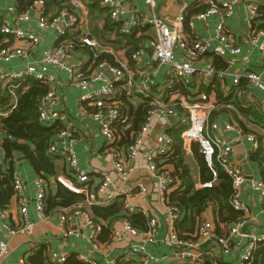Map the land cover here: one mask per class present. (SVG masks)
Instances as JSON below:
<instances>
[{
  "label": "built area",
  "instance_id": "1",
  "mask_svg": "<svg viewBox=\"0 0 264 264\" xmlns=\"http://www.w3.org/2000/svg\"><path fill=\"white\" fill-rule=\"evenodd\" d=\"M71 1V0H70ZM143 6L149 11L147 17H138L131 15L127 22L120 26V33L128 36L136 32L140 36L146 28L152 31V40L150 41L153 51L154 61L149 60L144 47H140L134 53H131L128 62L117 66L107 62H96L100 53L95 52L96 42L86 35L78 40L64 39L67 35V28L72 27L77 21L72 12L62 11L60 15L53 17L50 21L45 14V3L43 0H36L23 13L20 14L19 20L26 22L29 19V13L34 12L37 20V26L40 30H46L53 24L59 23L66 19L64 29L59 32L58 37L62 40L57 46L46 51L41 59L43 64L50 65L59 71H67L71 84L79 88L83 93L79 98L77 110L80 114H89L91 120L97 124L99 133L103 137L105 144L102 151L105 158L112 164L117 173L126 176L123 164L122 153L130 159H135L143 145L152 126L155 117L167 118L170 116H182L176 107H179L184 113L186 124L180 134L182 146L185 151V157L190 155L193 158L191 150L192 145L198 146L199 153L203 156L204 161L211 172V181L199 184L196 188L213 187L217 181L215 165L231 179V196L228 200L230 207L235 212L242 213V218L237 222L229 224L226 233L217 234L214 222L201 220L198 222L196 230L191 235L181 238L177 235L174 223L182 218V212L179 208L172 206L168 202V194L171 191L172 170L167 166H159L157 160L166 156L171 149L172 139L168 135H163L165 144L162 146L149 145L145 155L146 170L155 180L156 193L160 205L166 212L168 233L165 239L167 245L172 249L169 259L175 260L176 264H219L207 249L213 243L220 250L223 256L231 255L235 250H243L240 253L238 261L235 264H256V253L261 245L264 244V235L257 236L246 231L248 223L253 219L247 204L243 201V187L256 193L258 204L264 209V185L261 181L245 179L242 172L233 165L231 156L233 154V145L227 139L217 136L218 130L232 133L237 140L249 145V150L255 151L259 143L254 135L245 134L240 127L235 124H223L222 129L217 122H210L209 116L215 109V94L200 92L196 96L184 97L174 90L179 84L183 87H189L191 80L195 77L202 78L201 87H209L216 79L221 82L226 77H233V85L240 82L242 75L231 74L227 69H218L210 60L205 61L201 67H194L199 57L204 56L209 49L210 42L216 41L220 44L224 52L230 56H240L241 48L235 45L226 28V19L234 12L232 0H182L191 2L189 5L184 4L178 14L171 20L159 18L155 14L154 0H141ZM178 1V0H177ZM180 2V0L178 1ZM77 7L75 2H71ZM101 6L107 10L111 22L121 23L122 12L118 1L101 0ZM192 6H207L206 10L191 16L186 23L187 10ZM257 4L254 0H245V15L243 22L247 28L246 39L252 47H255L261 54V74L246 73L247 81L255 86L264 88L262 76L264 74V30L257 26L258 11ZM220 14V22L213 28L212 37L209 40H191L185 35L186 25L188 28L193 27V21H205V19L214 14ZM67 29V30H66ZM0 33L5 36L4 43L6 47L0 50V62L7 63L15 58L22 57L24 50L13 47L10 38L15 41L24 42L27 45H35L39 39L30 32L18 28H9L2 26ZM77 47L87 48L92 52V58L78 60L72 66L66 64L70 54L76 51ZM184 53L183 59H177V56ZM242 62L248 63V55L242 58ZM166 68V79L162 86L156 87L151 72L153 67ZM109 71L113 78L102 87H93L94 84L103 79V72ZM151 71V72H150ZM140 77L138 86L135 85V78ZM25 77H33L35 80L44 83L47 86V93L38 99L36 108L39 113V120L44 125H50L55 121L63 122L62 115L54 110L57 104L54 92V78L49 74L37 70L36 66H28L23 71L16 73L0 75V91L7 89L14 90L12 82L23 80ZM125 93L127 97H138L140 100L145 99L149 104L144 122L138 131L132 136L131 143L125 146H119L121 134L117 132V127L126 124L128 116L122 109L121 95ZM15 96V93L12 92ZM142 98V99H141ZM70 128V127H69ZM169 129V128H167ZM60 142V154L67 161V171L72 179L64 175L54 177L56 184L60 185L67 191L83 196V200L69 207L60 208L59 224L65 234L71 231L65 226L71 219L80 218L93 232L91 235L92 250L99 249L97 242L98 228L94 218L91 215L90 208L93 206L104 207L112 202L119 200L123 213L134 214L142 213L146 218V230L139 231L135 229L127 219L120 221V228H111V239L104 245L105 248H111L117 243L123 242L126 237L132 239V244L128 250L126 258L133 259L137 264H162V259L155 257L148 251V247L155 244L159 233V223L157 219L151 217L145 211L137 210L127 201L130 194L137 191V194H146L143 185L137 184L124 190L114 189L111 180L104 176L101 182L93 189L88 188V176L82 172L78 166V160L73 150L75 138L71 128L62 130L57 134ZM49 152H55L53 146ZM248 152V151H247ZM14 181V204L18 208L20 215V225L15 229L9 228L7 224L3 227L7 232V239L0 240V264H10V241L19 233L29 234L32 223L27 221L26 201L23 197L24 187L17 177L13 176ZM35 185V208L38 221L46 219L44 199L46 196V186L40 179L34 181ZM208 207H212L209 204ZM9 207L0 210V218L4 219ZM66 260L65 256L58 257L56 254H50L48 261L50 264H62ZM84 264H92L89 259L82 258ZM14 264H26L24 258H18ZM108 264H116L115 259ZM229 264V263H227Z\"/></svg>",
  "mask_w": 264,
  "mask_h": 264
},
{
  "label": "crops",
  "instance_id": "2",
  "mask_svg": "<svg viewBox=\"0 0 264 264\" xmlns=\"http://www.w3.org/2000/svg\"><path fill=\"white\" fill-rule=\"evenodd\" d=\"M72 1L77 4V7L73 6L71 3ZM116 1H118L122 12L124 11L123 16L121 17V23H117L119 26H122L123 22H127L131 15H136L141 18L149 15V11L143 6L141 0ZM154 1L156 16L167 20L174 18L184 4L189 5L191 3L188 1L185 3L182 0H180V2H178L179 0ZM244 2L245 0H232L234 12L225 20L229 35L232 40H234L235 45L241 48V55L230 56L223 51L218 42L212 41L210 42L208 52L193 62L194 67H201L205 61L210 60L218 69L225 68L231 74L238 73L242 75L241 80L247 81L245 78L246 73L261 74V54L255 47H252L246 39L247 28L243 22V17L245 15ZM91 4L92 0L70 1L72 12L76 16L77 21L72 27L67 28L68 30L66 29L67 35L64 39L78 41L82 35H86L88 38L93 39L96 42V47L94 48L96 53L111 56L114 64H117V66L127 63L128 57L125 54V42L120 40L113 31H109L104 25L106 18L108 21L110 20L108 18L107 10L104 9L100 3L99 8H92ZM164 4H166L167 7H163ZM20 14L21 13L17 10V0H0V19L2 20V26H8L13 29L18 28L33 33L38 37L39 41L37 44L29 46L24 42L15 41L13 39L10 40L9 43L11 46L22 48L24 50V55L7 63L0 62V75L23 71L28 66L32 65L36 66L38 71L53 76L54 92L57 101V104L54 105V110L59 112L63 117V122H57L62 126V130H69L70 128L72 130L73 136L76 140L73 150L77 157L80 170L88 176V188L93 190L101 182L104 176L110 178L111 185L114 189L124 190L129 187H134L137 184L143 185L146 189V194L142 195L137 194V191L133 192L127 198V201L137 210L147 212L151 217L157 219L159 223L157 240L155 244L148 247L149 253L160 260L162 259V264L174 263L175 260L169 259L172 249L165 242L168 233L166 212L158 201L155 180L147 172L145 163V155L149 145L162 146L165 144L163 135L169 130L167 128H171L167 122V118H154L143 148L135 159L132 160L128 158L125 153H122L126 176H121L115 171L113 164L105 158L102 153L105 141L99 133L97 124L91 120L88 113L80 114L77 110L79 105L78 100L83 92L71 84L69 73L67 71H59L56 68L41 62L43 54L57 46L62 40L58 35L59 32L64 29L67 20L61 18L59 23L53 24L46 30H40L37 26L36 16L33 11L29 13V19L26 22L19 20ZM220 19L221 16L218 13L208 16L205 21H193V27L191 29L186 25L185 35L191 40H209L212 37L213 28L220 22ZM150 41L151 40H144L142 44L143 46L141 47L145 48L146 53L149 49L151 50V54L148 55L147 53V57L149 60L155 62ZM89 52H91V50L87 48L77 47L76 51L70 54L66 64L72 66L78 60L89 58ZM183 55L184 53L179 54L177 59H183ZM247 55L248 63L245 65L242 62V58ZM153 68L154 72H150L151 76H153L154 83L156 84V87L160 85L162 86L166 79L167 69L156 68L155 66ZM262 80L264 81V74ZM109 81L111 80H108L103 75V79L94 84L92 88L102 87ZM139 82L140 77L137 75L135 78V85L138 86ZM200 84H202V78L200 80L199 77H195L191 80L189 85L191 93L189 97L196 96L199 93ZM223 84V91L228 93L230 88L234 86L233 77H226ZM238 100L244 108H259L264 111V88L247 82V86H245L243 91L238 94ZM130 102L135 107L140 102V98H132L130 99ZM218 107L219 106L214 110L220 109V112L212 122H217L221 129L223 124H235L240 127L245 134L264 133V125L260 123L257 124L250 116L238 112L232 106H229L228 109ZM174 118L177 127H184L186 124V118L183 115ZM246 130L251 133L245 132ZM217 136L230 141L233 145V149L237 145H243L244 158L249 165L253 180L260 181L257 167L248 160L249 154L251 153L249 145L243 141L237 140L232 133L225 132L224 130H218ZM52 146L55 150V152L51 153L55 154V159H53L55 173L54 176L46 177L43 180L46 186V197L54 196L60 188L54 181L55 176L64 175L67 178L71 177L67 171V161L65 157L60 154V142L58 141L57 136L53 139L49 148ZM235 155L236 153L233 151L231 161L243 174L241 166L235 159ZM22 158L24 157H16L14 174L24 187L23 197L26 201L27 221L32 223L33 226L31 227L29 234L19 233L10 241V264H14L18 258L25 259L27 253L30 255L32 252L37 251L39 246L45 247V254L43 253V257H46L45 260H47L48 264H50L48 261L50 254H56L58 257L65 256L66 259L70 255H75L78 261L85 258L91 260L93 262L92 264H108L111 260L128 256V250L133 242L129 237H126L123 242L117 243L111 248H105L104 244L100 243L99 249L93 251L91 242L93 230L84 224L80 218L71 219L65 224V226L71 231L70 234H65L59 224L60 208H49V212L46 214V219L41 222L38 221L35 208L36 190L34 181L39 178V175L33 171L25 158L24 161H21ZM185 160L187 164H192V158H190V155L187 154ZM3 162L4 154L0 146L1 167H3ZM191 168L193 170L195 169L194 166ZM197 177L198 175H196V178ZM197 185H199L198 182L195 187ZM242 191L243 201L247 204L251 216H253V219L246 227V231L257 236L264 235V209L258 204L256 193L251 191L247 185L243 187ZM114 203L119 204L118 206L121 208L119 200L114 201ZM92 217L94 218L93 215ZM200 219L214 222L212 207H207V209L201 214ZM99 221L100 223L107 225L110 222V219H107L106 221L99 219ZM120 221V219H113L110 223V230L111 228H120ZM20 223L18 208L14 204V200H11L6 217L4 219L0 218V240L7 239L6 229L3 227L5 224H7L9 228L15 229ZM243 247L244 245L228 256H223L218 247L213 243H211L207 249L217 263L235 264L238 261Z\"/></svg>",
  "mask_w": 264,
  "mask_h": 264
},
{
  "label": "trees",
  "instance_id": "3",
  "mask_svg": "<svg viewBox=\"0 0 264 264\" xmlns=\"http://www.w3.org/2000/svg\"><path fill=\"white\" fill-rule=\"evenodd\" d=\"M36 0H17V10L19 13L26 11ZM45 3V14L50 21L53 17L61 14L62 11L71 12L70 0H43ZM101 0H92V8H99ZM258 11L257 26L264 30V0H256ZM207 6H192L187 10L186 23L192 15L205 11ZM109 18V17H108ZM105 27L109 31H113L115 35L125 42V54L130 59L131 53L137 51L143 46L144 40H152L150 28L143 30L140 36H136V32L132 35H122L120 26L105 19ZM2 20L0 19V28ZM5 36L0 33V50L6 47L4 43ZM12 40V38H10ZM72 40V39H69ZM9 43V42H8ZM89 57L92 58V53L89 52ZM107 61L113 64V58L107 54H100L96 62ZM114 65V64H113ZM246 80H240L238 85L230 88L228 93L223 91L224 84L219 80H214L209 87H201L200 92L215 94V108L219 106L228 109L232 106L238 112L251 117L257 124L264 125V111L259 108H244L238 100V94L247 86ZM14 90L4 89L0 91V136L1 149L4 154L3 167L0 166V210L9 207L11 200L14 197V165L16 157L22 156L28 162L33 171L39 175L40 180L46 177L54 176L55 154L49 153V146L57 134L62 130V126L57 122L50 125H44L39 120V113L36 104L39 98L47 93V86L35 80L33 77H25L23 80L12 82ZM174 90L179 92L184 97H188L191 91L189 87L175 86ZM15 93V96L12 95ZM130 99L125 93L121 95L122 109L128 116L127 128L126 124L117 127V132L121 134V142L119 146L129 145L132 136L138 131L141 124L144 122L146 112L149 108L148 102L145 99L134 107ZM218 107V108H219ZM177 111L186 116L184 111L176 107ZM220 109L213 110L210 114V121L218 115ZM233 113V112H232ZM6 115V116H3ZM185 127V125H184ZM184 127H171L166 131L169 138L172 139L170 152L166 156H162L157 160L159 166H167L172 170L173 183L171 191L168 194V202L182 212V218L174 223L175 230L179 237L185 238L186 235H191L195 232L201 214L212 205L214 224L217 234L226 233L229 224L237 222L242 218V213L235 212L229 205L231 196V179L215 165L217 173V181L213 187L196 188L195 185L203 184L211 181V172L208 169L203 156L198 151L197 145H192L193 153L192 164H187L185 160V151L182 146L180 134ZM251 133L250 131H245ZM257 139L258 148L249 154L248 160L253 163L258 169L260 181L264 185V133H251ZM53 155V156H52ZM195 167L193 170L191 167ZM196 175L198 177L196 178ZM68 179H72L69 177ZM60 188L54 196H49L44 199L45 214L49 208L59 209L69 207L83 200V196L75 195L66 189ZM117 203H112L104 207L93 206L90 208L91 214L94 216L97 224L98 234L97 242L107 244L111 239L110 223L113 219H127L131 225L139 230H146V218L142 213L134 214L123 213L122 208ZM99 219L110 222L105 225L100 223ZM38 250L30 255L26 254V264H48L45 254V247L39 246ZM116 264H137L133 259L122 257L116 259ZM256 264H264V244L261 245L256 253ZM62 264H84L77 260L75 255L67 257ZM176 264V263H171ZM207 264H209L207 262Z\"/></svg>",
  "mask_w": 264,
  "mask_h": 264
},
{
  "label": "water",
  "instance_id": "4",
  "mask_svg": "<svg viewBox=\"0 0 264 264\" xmlns=\"http://www.w3.org/2000/svg\"><path fill=\"white\" fill-rule=\"evenodd\" d=\"M147 53H148V55L151 54V50L149 49ZM103 75L108 80H112V78H113L112 74L107 70L103 72ZM167 122L169 123V126L172 128L176 126V120L173 116L167 117ZM234 152L236 153L235 159L238 161L239 165L241 166V169L243 171L245 179L248 181L253 180L249 165L247 164V161L244 158V147H243V145H241V144L237 145L234 148ZM21 161H24V158H22Z\"/></svg>",
  "mask_w": 264,
  "mask_h": 264
},
{
  "label": "rangeland",
  "instance_id": "5",
  "mask_svg": "<svg viewBox=\"0 0 264 264\" xmlns=\"http://www.w3.org/2000/svg\"><path fill=\"white\" fill-rule=\"evenodd\" d=\"M163 7H167V5H166V4H164V5H163Z\"/></svg>",
  "mask_w": 264,
  "mask_h": 264
}]
</instances>
